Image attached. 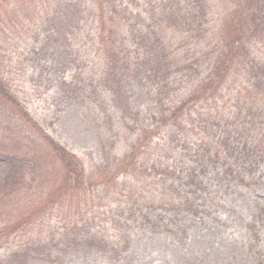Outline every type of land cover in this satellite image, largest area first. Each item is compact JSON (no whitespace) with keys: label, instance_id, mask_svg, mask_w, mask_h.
Returning a JSON list of instances; mask_svg holds the SVG:
<instances>
[{"label":"trees","instance_id":"obj_1","mask_svg":"<svg viewBox=\"0 0 264 264\" xmlns=\"http://www.w3.org/2000/svg\"><path fill=\"white\" fill-rule=\"evenodd\" d=\"M223 1L226 6L219 23H215L217 0H53L44 8L46 22L62 24L68 30L72 27L71 33L77 29L78 52L90 45V40L101 46L96 54H105L106 65L101 70L92 68L85 83L96 97L108 92L115 105L118 101L126 104L128 81L141 70L157 82L167 81L177 72L195 77L191 84L196 88L177 103L175 89H169V104L173 105L159 112L157 125L135 126L138 133L131 127L137 135L125 155L116 153L113 137L105 139L103 159L97 166H87L40 125L11 88L0 55V112H7L9 120L20 121L26 130L21 136L3 124L0 116V242L61 204L71 210L68 224L72 231H78L75 241L93 239L88 241L92 245L103 240L117 257L130 244V232L122 224L138 219V215L148 226L180 229V215H198L204 210L197 193L208 187L203 188L205 170H198L197 165L181 170L189 180L190 190L185 192L169 177V164H164L167 156L159 154L143 162L144 150L168 122L178 126L171 138L181 143L174 142L177 148L195 144L191 130L201 127L204 135L199 145L205 151L204 158L239 184L251 187L262 181L264 62L256 60L252 45L257 40L264 42V0ZM89 20L93 28L87 41L80 33ZM241 70L258 74L257 82L251 83L254 88L243 89L236 80L229 92L233 101L221 105L229 76L237 78ZM198 103L208 106L209 112L200 123L191 115L186 121L187 109ZM48 173H54L55 186L47 187L44 178ZM255 198L264 211V198ZM104 200L108 201L104 221L107 212L113 222L101 236L93 217ZM153 212H157L156 217Z\"/></svg>","mask_w":264,"mask_h":264},{"label":"rangeland","instance_id":"obj_2","mask_svg":"<svg viewBox=\"0 0 264 264\" xmlns=\"http://www.w3.org/2000/svg\"><path fill=\"white\" fill-rule=\"evenodd\" d=\"M60 1L65 0H57ZM52 3L53 0H0L1 67L17 97L40 125L80 156L87 166H97L103 159L105 139L113 137L116 153L125 155L135 143L138 127L157 125L159 112L173 105L169 104V89H175L174 103H177L196 88L195 83L191 84L195 77L177 72L167 81L157 82L141 70L128 81L126 104L118 101L115 105L108 92L100 97L92 95L91 88H86L87 76L92 68L101 70L106 65L105 54H96L101 46L89 39L93 24L89 20L81 30L80 37L90 40V45L78 52L77 29L71 33L72 27L69 31L61 27L62 24L55 26L46 22L47 9L44 8ZM225 4L217 0L215 23L216 20L219 23ZM252 48L256 60L264 62V42L257 40ZM231 75L223 89L221 105L233 101L229 94L234 88L233 82L237 80L241 88L251 90L254 88L251 83L258 80L255 72L241 70L237 78ZM208 108L203 107V103L201 107L200 103L195 104L187 109L186 121L191 115L200 123ZM0 116L5 121L3 124L25 135L20 121L9 120L4 110ZM131 127L136 130L133 132ZM177 127L169 122L161 127L160 135L154 136L144 150L143 162L159 154L167 156L164 164H169V177L185 192L190 190L189 180L181 170L189 165L204 169L203 188L208 189L197 193L198 203L204 205H200L201 210L204 208L202 212L180 215V229L148 226L139 215L138 219L126 221L122 227L130 232V244L124 254L117 257L104 246L103 240L98 239L92 245L89 242L93 239L75 241L78 231H72V225L68 224L72 219L68 217L71 210L67 204H61L22 232L8 238L4 236L0 242V264H264V211L255 198H264V176L251 187L230 179L214 162L204 158L205 151L199 145L204 135L201 127L191 130L195 144L187 149L177 148L181 143L174 141L178 142L176 145L171 140ZM44 179L47 187L52 183L55 186L54 173H48ZM35 191L36 187L31 193ZM33 196L40 199L38 195ZM106 202L95 209L93 217L101 236L108 233L107 227L113 222L111 213L107 212L104 221ZM155 214L157 212H153V216ZM3 232L6 235V230Z\"/></svg>","mask_w":264,"mask_h":264}]
</instances>
